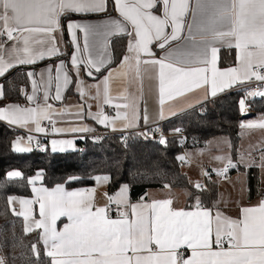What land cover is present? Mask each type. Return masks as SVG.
<instances>
[{
  "label": "snow or ice",
  "instance_id": "snow-or-ice-1",
  "mask_svg": "<svg viewBox=\"0 0 264 264\" xmlns=\"http://www.w3.org/2000/svg\"><path fill=\"white\" fill-rule=\"evenodd\" d=\"M107 5L108 0H0V37L6 34L8 40L23 42L22 48L13 47L7 56L0 43V77L17 65L35 64L46 56L59 54L53 33L60 30L61 17L105 12ZM113 5L122 19H109L103 25L68 22L67 28L77 53L72 56L71 64L77 76L81 64L91 76L93 69L100 72L111 63L110 57L91 54L97 42L95 37L104 38L101 46L106 50L107 37L122 34L129 37L128 54L122 57L116 74L122 77L131 74L140 79L141 65L158 66L161 115L166 100L195 89L210 86V94L215 97L236 83L253 78L264 81V0H194V3L190 0H113ZM189 16L191 23H187ZM78 31L83 34L82 46ZM185 31L187 35L183 40L191 42L190 47H183L180 43L169 47L173 42H181ZM154 43L159 49H166L162 58H156L151 47ZM222 46L238 49L239 66L218 67V52ZM81 53H87V56ZM33 75L27 73L32 93H25L26 99L35 102L43 85L45 103H36L34 107H0V121L29 131L33 130L29 127L32 125L36 132L42 133L46 131L41 126L42 121L54 123L53 116L62 114L47 103L53 79L56 82L54 99L61 100V92L69 85L70 77L63 62L54 78L51 68L46 79L41 73L40 85ZM112 80L113 71H109L103 81L108 103L111 102ZM247 95L264 96V90ZM3 98V85H0V99ZM123 99L128 100L127 94ZM114 107L131 109V118L128 111H117L111 121L103 113L93 119L105 127L111 126L113 131L117 130V119L124 121L121 128L137 126L139 116L134 103ZM239 107L242 113L246 111L244 99L239 101ZM144 119L147 121L146 115ZM241 127L264 129V122L241 124ZM54 131L91 129L54 128ZM27 139L31 142L32 137ZM159 142L168 143L163 136ZM72 144V141L53 140L52 150L64 151L65 146L71 147ZM15 150L25 152L30 149L17 140ZM178 159L184 162L186 157L181 155ZM216 159L225 163L224 168L216 170L219 176H225L229 168L237 166L230 157ZM8 175L10 178L22 177L20 171ZM95 179L99 181L101 177ZM102 179L107 181L109 177ZM35 182L30 180L33 185ZM164 187L170 188L167 184ZM195 187L204 190V185L199 182ZM33 191L36 193L34 200L19 201L25 206L19 215L28 221L32 217V206L39 205L40 219L34 220V228L43 230V243L46 255L51 258L50 264H264V200L257 206L243 207L241 217L233 219L219 210L213 213L203 207L199 197L194 210L174 208L171 198L129 204L128 188L124 186L109 200L130 212L120 211V218L113 219L106 207H95L94 196L85 195L84 191H66L62 185L51 191L34 187ZM15 199L12 197L10 201ZM60 217H66L68 221L62 231L56 228ZM32 248L38 257L36 245ZM182 249L190 250V255L186 256ZM0 264H4L3 258H0Z\"/></svg>",
  "mask_w": 264,
  "mask_h": 264
},
{
  "label": "crops",
  "instance_id": "crops-1",
  "mask_svg": "<svg viewBox=\"0 0 264 264\" xmlns=\"http://www.w3.org/2000/svg\"><path fill=\"white\" fill-rule=\"evenodd\" d=\"M191 3H194V0H190ZM109 4V0H108ZM159 7V6H158ZM156 14H160L156 9L153 10ZM109 19H122L119 17L118 11L114 8L113 12L107 11L100 13H90V14H70L68 16L61 17L60 24L61 28L59 31L53 33L56 38V46L59 50V54L45 57L43 59L38 60L35 64L31 65H17L13 68L22 67L27 69L28 72H32L33 78L37 80L38 85L41 82V73H43L44 78H47L48 69H52L53 78L55 77L56 70L59 68L60 63L63 62L66 66V70L70 77V83L67 88L63 89L61 92L62 99L56 100L55 96V87L56 82L53 79L52 87L49 90V99L47 103L52 105V108L59 113L53 116V122L50 123L48 120H44L41 123V126L46 129L45 132H36L34 130V126L29 125V127L33 128L32 131H29L28 128H21L16 125H9L6 121H0L15 131L19 132L18 138L15 140H21V145L26 147V139L34 134H41L45 136L44 142L48 150L51 152H67V151H76L79 147V143L83 141L85 138H92L97 140L99 137H103L107 134H130V133H146L147 130L156 124L166 123L173 118L180 116L190 110L199 108L206 103L218 98L221 95L226 93L242 90L244 86L247 85L248 81L242 83H236L230 88H226L224 91H220L217 93L215 97L210 94V86H205L203 88L195 89L192 92H189L183 96H178L172 100H166L163 105V115H161V105L159 103V79H158V66L154 65H141V73L140 79L134 78L131 74L128 77H122L117 75L116 73L120 69L121 61L117 64L114 62V55L112 49V42L116 38L126 37L127 41H129V37L122 34L110 35L107 37V49L104 50L102 48L103 37H95V45L91 49V54L95 57L97 55H104L106 57L111 58V63H108L106 67L102 68L100 72H95L93 69V74L89 76L87 74L88 69L84 64L80 65L79 75L77 76L76 70L71 64V58L73 55H76L75 45L72 43L71 33L67 28L68 22H78L82 24H92V25H103ZM187 23H191L190 16L187 18ZM170 31V29H169ZM187 35V32L182 34L181 42H173L169 47H175L177 43H180L183 47H190L191 42H186L183 40V37ZM77 36L80 39L81 46L83 45V34L79 31L77 32ZM197 42H199V36H197ZM0 43L3 44L5 54L7 56V52L11 51L13 47L22 48L23 42L22 40H8L7 35L0 37ZM128 45V43H127ZM39 47V46H37ZM152 50L155 53L156 58H162L166 49H159L154 43L152 46ZM226 50L229 51L230 54L235 53V59L230 57L233 60V65L224 64L227 63L226 59L223 63L221 59V51ZM234 52V53H233ZM128 54L127 49L124 55ZM238 49L235 47H220V51L218 52V67L221 69L228 67H237L239 66L238 62ZM83 56H87V53H81ZM147 58V57H145ZM12 68V69H13ZM11 70V69H10ZM8 70V71H10ZM7 71V72H8ZM109 71H113V80L111 82V102L108 103L105 101L104 94V84L103 81L107 77ZM6 72V73H7ZM5 73V74H6ZM2 77H0L1 79ZM29 78V77H28ZM81 81H83V86H81ZM30 89L25 92L22 91L23 96L26 98L25 93L31 95L32 93V85L31 80L29 78ZM0 85H2L0 83ZM99 86V88L97 87ZM4 88V87H3ZM83 92V94H81ZM127 94L128 100L123 99V96ZM256 98V97H254ZM250 99H252L250 97ZM1 100V99H0ZM36 103L44 104L43 100V85L40 86L37 99L35 102H30L25 99L22 103L16 102H8L4 101L0 103V107H6L8 105H19L21 107H34ZM123 103H134L138 112V120L137 126L129 127V128H121L120 126L124 123L122 120H115L117 125V130L113 131L111 126L105 127L104 125L97 122L93 117L103 113L110 118V121L115 118L116 112L119 111L121 113L128 111L131 118V109H117L114 107L116 104ZM107 107L111 108L112 111H107ZM147 116V121H145L144 116ZM260 115H257L254 111L252 115L243 119V122L247 120H254L258 118ZM54 128L60 129H72V128H87L91 129V131H82V132H72V131H63L56 132ZM244 129L241 127V132ZM253 135L250 138L244 139L241 137L239 148L233 151H229V148H226L225 152L221 154L223 156H231L236 163V167L232 168V170L227 175L228 177L225 180H220L217 177H214L210 183H208L209 191L211 192L213 200L204 204L200 200V203L203 207L207 209H211L213 213L219 210L223 215L231 217L233 219H239L241 217V209L243 207H253L257 206L261 200L262 195L264 193V129L260 128H252ZM241 136V135H240ZM222 137V136H220ZM72 141L73 144L71 147L65 146L64 151H60L59 148L56 151L52 150V141ZM210 140V139H209ZM208 141V140H207ZM207 143V142H206ZM193 145L188 146L185 149V153L183 156L186 157V160L189 159L187 156L188 148L193 147L200 150L202 147L206 145ZM231 144V142H230ZM232 147V144H231ZM230 147V148H231ZM204 150V149H202ZM201 150V151H202ZM201 155V154H200ZM243 157V159H241ZM190 160V159H189ZM209 159H204L203 162H207ZM194 162V163H193ZM202 162V163H203ZM199 162L191 161L187 163L183 168L189 167V171L191 174L196 172H200L201 177V167L216 172L217 169H222L225 167V164H217L214 167H210L207 164H202ZM101 180L95 183V186L90 189H74L69 190L65 186L66 191H84L85 195H93L94 196V205L95 207H106L108 211V215L113 219L120 218L119 216H115L110 211V204L112 203L109 200L110 196H116L124 186H127V198L129 204H138V203H148L152 200H162L171 198L173 200V207L177 209L184 210H194L195 202H189L190 193L187 189H173V188H165L164 186L149 189L147 193L138 201L132 202L130 199V189L128 185H122L121 188L115 193L110 195L108 192V184L109 179L107 181L102 178L105 176H100ZM189 178V177H188ZM35 185H32V193L31 197H17L13 196L16 199H9V203L13 212L17 215L21 213L25 206L20 204V200H34L36 198V193L33 191V188H46L42 185V179H35ZM203 181V179H202ZM190 182V180H189ZM193 185V183H190ZM202 184V182L200 183ZM195 186V185H193ZM48 189V188H47ZM54 188L50 189L53 190ZM208 191V192H209ZM12 198V197H10ZM120 211H129L124 206L119 205ZM33 213L32 217L25 221V228L29 229L27 231L40 230L41 232V249L46 252L45 245L43 243V230L34 228V220L40 219L39 217V205L32 206ZM23 217V215H19ZM24 218V217H23ZM131 218V216H130ZM68 223L66 217H60L56 222V228L58 231L63 230V226ZM27 226L31 227L28 228ZM227 248V247H225ZM187 251L188 255H190V250L182 249Z\"/></svg>",
  "mask_w": 264,
  "mask_h": 264
},
{
  "label": "trees",
  "instance_id": "trees-1",
  "mask_svg": "<svg viewBox=\"0 0 264 264\" xmlns=\"http://www.w3.org/2000/svg\"><path fill=\"white\" fill-rule=\"evenodd\" d=\"M108 12H113V0H109ZM126 37L112 42L115 64L119 63L127 49ZM234 53V52H233ZM235 53L221 51L224 63L233 65ZM4 98L1 102L22 103V91L30 89L27 69L13 68L1 79ZM244 90H235L190 110L164 123L167 144L150 137L149 132L126 135L107 134L94 140L85 138L78 149L45 154L33 150L17 152L14 149L19 132L0 123V258L4 264H50L51 258L41 249L40 230L26 231L25 220L11 209L10 197H31L30 180L41 178L49 190L57 185L69 190L90 189L96 177H109L108 192L115 194L122 185H128L132 202L140 200L149 189L169 185L173 189H187L189 202L196 198L208 204L213 200L210 191L199 190L191 185L183 167L179 164L183 145H203L212 137L227 136L235 151L241 139L239 100ZM257 115L264 114V96L249 99ZM176 129L186 131V139L176 136ZM81 146L85 150L81 151ZM186 147V148H187ZM20 171L22 177L10 178L9 173ZM211 182V181H210ZM209 182V183H210ZM36 245L37 257L32 246Z\"/></svg>",
  "mask_w": 264,
  "mask_h": 264
},
{
  "label": "built area",
  "instance_id": "built-area-1",
  "mask_svg": "<svg viewBox=\"0 0 264 264\" xmlns=\"http://www.w3.org/2000/svg\"><path fill=\"white\" fill-rule=\"evenodd\" d=\"M262 71H264V70H262ZM263 89H264V81H257V80H255V78H253L250 81H248L247 85L242 88V90H244V92H245V95H243L240 98V100L244 99L245 105H246V111L242 113L241 109L239 107V111H240V116L241 117H249L250 115H252L254 113L253 108L248 103V100L250 99V95H247V93L260 91V90H263ZM107 111H112V109L107 107ZM163 126H164V123H159V124L151 126L147 130L149 132V134H150V137L152 139H154V140H157V141H160L162 136L165 138L166 135L164 133ZM176 136H181L182 138L186 139V131L184 129H180V131L177 132ZM31 137H32L31 142H29V140L26 139V145L33 151L45 154L48 151V149H47V147L45 145V142H44L45 136H43L41 134H34V135H31ZM186 147H187V142L183 145V149H181L182 150V155H184L185 149H187ZM84 150H85V146H81V151L83 152ZM189 162H190V160L187 159L184 162L180 161L179 164L182 167H184ZM231 170H232V168H229L225 176H219V175H217V172H212V171H209V170L201 167V173H202V179H203L202 185H204V190L209 191L208 183L210 181H212V179L214 177H217L220 180H225L228 177L227 175L229 174V172ZM205 172H207L208 175H205ZM261 198H262V200H264V193H263ZM110 211H111V213L113 215L119 216V213H120L119 205H117L116 203L112 202L110 204ZM224 247H228V245L225 244ZM181 251H184L186 256L188 255L187 251H185V250H181Z\"/></svg>",
  "mask_w": 264,
  "mask_h": 264
},
{
  "label": "rangeland",
  "instance_id": "rangeland-1",
  "mask_svg": "<svg viewBox=\"0 0 264 264\" xmlns=\"http://www.w3.org/2000/svg\"><path fill=\"white\" fill-rule=\"evenodd\" d=\"M264 90V89H263ZM252 99L254 97H262L260 95L256 96H250ZM246 118V117H243ZM259 122H264V114L260 115L258 118H255L254 120H247L246 122H243L242 124H249V123H259ZM244 130L241 132V137L244 139L250 138L253 135V130L252 128L248 127H242ZM143 134V133H142ZM100 140V137L97 139ZM29 148L28 146H26ZM230 140L227 136H222V137H212L210 140L207 141L206 145L202 147L200 150L190 147L188 148L187 151V156L189 159L192 161H197L199 163H202L204 159H209L207 162H203L202 164H207L210 167H214L217 164H225L224 162L217 160L216 157H228V156H223L221 153L226 151V148H229V151H232L230 148ZM15 149V146H14ZM30 149V148H29ZM204 149V150H202ZM202 150V151H201ZM201 154V155H200ZM231 158V156L229 155ZM232 159V158H231ZM234 162V160L232 159ZM194 163V162H193ZM189 167L187 166L186 168H183V172L187 174V177H189L190 183H193L195 185L197 182L201 183L202 182V177L200 172H196L194 174H191L189 171ZM28 228H31L27 226ZM32 229V228H31Z\"/></svg>",
  "mask_w": 264,
  "mask_h": 264
},
{
  "label": "water",
  "instance_id": "water-1",
  "mask_svg": "<svg viewBox=\"0 0 264 264\" xmlns=\"http://www.w3.org/2000/svg\"><path fill=\"white\" fill-rule=\"evenodd\" d=\"M166 139V138H165Z\"/></svg>",
  "mask_w": 264,
  "mask_h": 264
}]
</instances>
